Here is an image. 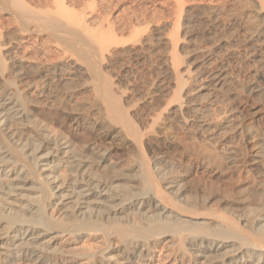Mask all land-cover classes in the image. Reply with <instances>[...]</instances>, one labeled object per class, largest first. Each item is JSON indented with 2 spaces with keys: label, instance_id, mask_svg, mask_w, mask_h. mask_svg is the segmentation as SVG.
Segmentation results:
<instances>
[{
  "label": "bare ground",
  "instance_id": "obj_1",
  "mask_svg": "<svg viewBox=\"0 0 264 264\" xmlns=\"http://www.w3.org/2000/svg\"><path fill=\"white\" fill-rule=\"evenodd\" d=\"M0 264H264V0H0Z\"/></svg>",
  "mask_w": 264,
  "mask_h": 264
},
{
  "label": "rangeland",
  "instance_id": "obj_2",
  "mask_svg": "<svg viewBox=\"0 0 264 264\" xmlns=\"http://www.w3.org/2000/svg\"><path fill=\"white\" fill-rule=\"evenodd\" d=\"M78 247H80V246H78Z\"/></svg>",
  "mask_w": 264,
  "mask_h": 264
}]
</instances>
